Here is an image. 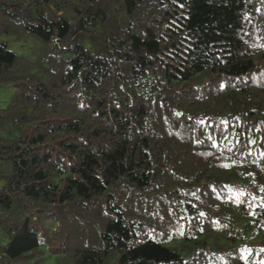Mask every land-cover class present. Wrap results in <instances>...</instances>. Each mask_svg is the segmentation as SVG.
<instances>
[{"label":"trees","instance_id":"1","mask_svg":"<svg viewBox=\"0 0 264 264\" xmlns=\"http://www.w3.org/2000/svg\"><path fill=\"white\" fill-rule=\"evenodd\" d=\"M0 90V264H264V0H0Z\"/></svg>","mask_w":264,"mask_h":264},{"label":"rangeland","instance_id":"2","mask_svg":"<svg viewBox=\"0 0 264 264\" xmlns=\"http://www.w3.org/2000/svg\"><path fill=\"white\" fill-rule=\"evenodd\" d=\"M13 44L15 45L16 43H13ZM14 48H16V49L19 48L18 44H16L14 46ZM11 95H12L11 92H6V91L0 90V107H3L5 105V102L11 97ZM47 261H48V263L55 264V260H54L53 257L52 258H48Z\"/></svg>","mask_w":264,"mask_h":264}]
</instances>
